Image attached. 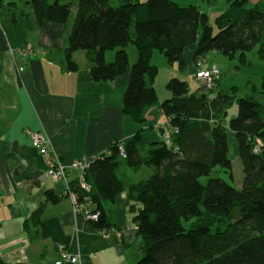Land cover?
<instances>
[{"label": "trees", "instance_id": "obj_1", "mask_svg": "<svg viewBox=\"0 0 264 264\" xmlns=\"http://www.w3.org/2000/svg\"><path fill=\"white\" fill-rule=\"evenodd\" d=\"M7 1L0 0V13ZM19 1L32 8L40 24L69 28L68 71L79 70L74 55L83 50L95 81L130 72L124 112L137 123L145 121V111L159 100L155 49L181 69L190 47H195V62L218 51L247 63V52L256 47L264 60V0L252 8L247 0H228V8L216 18L217 32L199 6L174 0ZM130 44L138 52L131 66L126 50ZM110 50H117L113 62L106 60ZM167 89L172 96L161 103L160 111L168 118L170 143L165 132L161 140H152L140 129L125 143H114L109 154L91 159L84 177L89 187L78 179L69 183L68 193L98 214L89 223L107 233L116 230L111 207L128 190L132 220L142 239V257L135 264H264V77L259 96L249 98L192 92L179 78H171ZM234 104L238 116L227 122ZM231 133L244 166L242 187L219 176L202 182L216 167L232 170ZM123 165L136 172L154 169L147 178L128 184L119 176ZM38 214L31 218L34 223ZM25 225L29 228L28 222Z\"/></svg>", "mask_w": 264, "mask_h": 264}, {"label": "crops", "instance_id": "obj_2", "mask_svg": "<svg viewBox=\"0 0 264 264\" xmlns=\"http://www.w3.org/2000/svg\"><path fill=\"white\" fill-rule=\"evenodd\" d=\"M7 3L0 13V261L52 264L68 250L81 256L79 264H135L142 257V239L128 190L111 207L116 230L107 233L75 211L68 193V184L80 177L77 162L109 154L114 143H125L136 133L138 123L124 112L130 72L95 81L84 51L74 55L79 70L68 71L69 28L40 24L32 8L19 0ZM26 43L45 51L21 62L11 48ZM194 52L195 47L186 50L184 67L193 75ZM18 63L25 64L22 72ZM160 105L148 108L140 123L152 140L166 132ZM33 133L44 136L66 164V179L48 174L50 158L32 145ZM118 172L128 184L138 181L127 177L132 170L125 165Z\"/></svg>", "mask_w": 264, "mask_h": 264}, {"label": "rangeland", "instance_id": "obj_3", "mask_svg": "<svg viewBox=\"0 0 264 264\" xmlns=\"http://www.w3.org/2000/svg\"><path fill=\"white\" fill-rule=\"evenodd\" d=\"M182 5H197L209 15L210 25L217 32L216 18L222 12H224L229 5L228 0H174ZM261 0H247V7L252 8L257 2ZM116 4H119L118 0H114ZM74 18V13H72L69 21L71 26ZM130 57V63L136 62L138 58L137 48L134 44H130L126 47ZM117 50H110L106 53V60L108 62H113L115 60ZM78 53H83V50H79ZM248 61L247 63H242L238 57L231 58L218 51H212L207 55V64H215L221 70V77L217 87L210 91L204 89L203 83L198 81L197 77L193 74L187 72L186 69H181L179 64L176 62L171 64L168 62L165 55L158 49H155L152 55V64L157 66L159 69L158 76L156 78L155 87L158 92L159 102L163 103L166 99L172 96L171 92L167 89V83L171 78H179L189 83L192 92H210L213 95H218L220 92L229 93L237 98H249L252 96H259V92L262 87L263 77H264V60H262L258 55V48H254L247 52ZM239 107L238 104H234L229 111L228 118L229 122L232 118L238 116ZM168 122V118H167ZM143 125L138 123V129H142ZM137 129V131H138ZM136 131V132H137ZM151 131V130H149ZM145 132V130H144ZM169 132L166 129V133ZM146 133V132H145ZM165 133V134H166ZM136 134V133H135ZM133 134V136L135 135ZM164 134V136H165ZM161 138V135L157 133ZM132 136V137H133ZM230 148H231V159L233 161V168L231 171H226L221 167H216L210 176L203 177L202 182H207L209 177L219 176L229 182L230 184L241 188L244 180V166L238 154V146L235 141L234 134H230ZM124 166V165H123ZM130 169V168H129ZM153 167H144L141 171L136 172L132 170L129 178L131 180H142L147 178L153 173ZM122 173L120 172V176ZM233 175V177H232ZM123 178V177H122ZM135 178V179H134ZM141 260V259H139ZM138 260V261H139ZM137 261V262H138Z\"/></svg>", "mask_w": 264, "mask_h": 264}, {"label": "built area", "instance_id": "obj_4", "mask_svg": "<svg viewBox=\"0 0 264 264\" xmlns=\"http://www.w3.org/2000/svg\"><path fill=\"white\" fill-rule=\"evenodd\" d=\"M11 51L22 60L21 62H25L26 59L38 56L41 53H44V49L36 46L32 43H26L22 47L14 50L11 48ZM196 68V77L199 81H201L204 87L208 90L215 89L218 85V82L221 77V70L215 64H207L206 58H200L195 62ZM25 69L24 63H18V70L22 72ZM168 129L165 125V130ZM166 133V132H165ZM165 139L167 143H170V134L167 132L165 134ZM32 145L37 148L43 156H48L50 158V164L48 167V174L56 177H61L66 179L67 175V166L58 158V155L55 154V151L52 150L47 140L40 133L32 134ZM121 155L126 157L125 149L123 145H120ZM256 152H259V149H255ZM91 164L90 160L79 161L76 163V167L80 170L79 180L81 182V186L84 188H88L89 186L85 182V171L89 168ZM69 186V184H68ZM74 201V209L77 213L82 215L87 221L96 220L98 214L92 212V209L89 205L84 203H78L75 194H71ZM81 256L79 254H74L68 250H62L60 252L59 257L52 264H79L81 262Z\"/></svg>", "mask_w": 264, "mask_h": 264}]
</instances>
